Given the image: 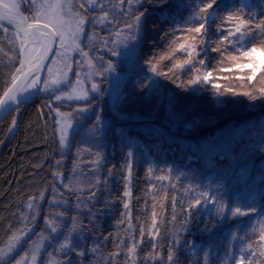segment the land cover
<instances>
[{
  "label": "snow or ice",
  "instance_id": "6c2138e0",
  "mask_svg": "<svg viewBox=\"0 0 264 264\" xmlns=\"http://www.w3.org/2000/svg\"><path fill=\"white\" fill-rule=\"evenodd\" d=\"M145 2L146 0H0V64L8 69L6 77L0 83V113L4 114V118L12 117L9 132L11 133L17 125V116L13 113L18 114L21 106L35 94L45 93L51 101H83L75 106V113H62L58 106L54 107L52 103L47 105L50 112L54 111L56 117L61 118L55 120V123L60 125L57 129L60 158L54 157L50 190L45 186L38 196H29L24 208L19 210L17 223L9 225L11 235L5 246L0 247V264H45V256L57 255L59 259L51 261L50 264H83V258L88 255L82 246L85 239L83 233L87 228L84 221L87 220L94 226L97 218V194L103 191V186L107 183L105 177L100 174L103 170V157L99 148L93 150L90 144L82 141L84 147L77 148V155L79 156L80 151H86L95 157L86 161L90 165L89 168H80L77 172L78 164L74 161L72 176L65 177L61 171V161L65 150L71 147L68 130L75 131L72 121H76L79 126L81 119H88L86 115L81 114H86L94 108L93 101L104 94L101 87L103 80L116 70L114 63L105 59L103 53L119 57L122 55L120 49L123 48L127 50L123 54L128 56L135 54L142 46L145 12L141 8ZM155 2L163 5L167 0ZM254 7L264 8V0H260L258 5H253L248 0H220L219 3L218 0H191L187 4L185 0H180L178 8L188 11L187 18L181 21L180 35L186 37L189 33L194 34L191 37L193 42L178 43L173 17L174 37L170 38L168 54L153 56L144 61L147 72L151 74L144 75L138 83L139 88L146 89L144 96L150 99L152 95H157V103L165 107L169 119H179L182 113L176 111L179 102L174 94L158 93V89L162 87L160 78L170 80L177 88L185 92L190 91L193 95L211 89L217 99L224 97L228 92L244 95L251 101L258 98L257 93L259 98H264V86L258 89L253 86L252 91L242 93L234 92L231 87L221 89L215 80L210 79L212 71L205 69L201 74L199 66L204 65V58L195 59L193 56V53L199 56V51H204L207 45L212 43L209 31L215 26L217 32L223 35L218 37V44L211 50L221 51V45H224L225 52L221 53L222 56L226 55L229 48L234 53L227 56L232 64L226 67L221 63L219 71H230L233 66L239 69L250 68L251 72L246 79L253 81L257 68L261 67L257 53L264 54V18H260L259 12L254 16L245 15L246 12H253ZM165 11L161 10L162 17ZM101 32L106 34L101 35ZM233 37L234 39H230ZM197 40L205 45V49L198 51ZM177 51L186 54L182 62L175 58ZM241 58H246V62H241ZM165 59L172 63L161 64ZM136 63L139 64V58ZM185 65H188L189 74L195 73L186 81L180 77V71L184 70ZM85 66L87 71L82 78L79 69ZM261 81H264V77H261ZM126 98L125 93H117L112 101L113 106L118 109ZM132 118L138 121L147 119L138 115ZM89 123L91 127L84 125L81 130H86L88 136L95 141L98 134L105 131L106 121L98 114L94 115ZM219 155L221 159L224 158L223 153ZM135 156L136 152L129 146L124 163L126 189L132 175ZM107 171L110 173L111 169ZM147 172L152 174L153 169L149 167ZM168 172L171 173V169H168ZM166 178L168 177L164 175L156 177L158 180ZM74 180L78 185L75 188L72 186ZM171 187L175 189L176 184H171ZM66 191L74 193V203L71 198H66ZM184 191L187 200H181L179 215L176 197H172L171 216L173 225L179 222L182 232L188 231L187 224L193 218L194 210L198 213L200 207L208 204L213 205L217 217L222 220H238L240 217L264 213V208L257 209L251 202L231 200L225 204L223 196L218 198L214 193L203 190V185H189ZM45 192H48L47 199ZM123 196L129 197L130 192L125 190ZM122 203L126 210L123 215L129 217V203ZM45 208L47 211L43 216V227L38 228L36 221L40 219V213ZM156 226V213L153 212L152 227ZM155 235H158V229L153 233V238ZM140 236L142 241L143 227L140 229ZM173 236L175 238L169 244L166 260L161 256L159 264H180L178 252H184L186 257L190 253L196 254L194 246L189 245L187 240L181 244L179 232H174ZM230 238L232 241L241 239L242 243L238 254L225 252L224 264H264V226L254 238L255 247L246 235L240 237L238 234H230ZM102 239L107 241L108 236ZM122 243L123 241L117 240V250L110 254L107 264H118L115 258L122 255ZM101 247L99 241L92 245L93 258ZM152 248L155 254L156 245H152ZM127 252L130 257H125L124 264H129V259L131 264H137L140 253L134 238L131 246L127 247ZM197 255L199 258L193 264H210L208 251ZM74 256L81 259L75 261ZM150 261L151 255L145 254L144 264H149Z\"/></svg>",
  "mask_w": 264,
  "mask_h": 264
},
{
  "label": "trees",
  "instance_id": "16d2710c",
  "mask_svg": "<svg viewBox=\"0 0 264 264\" xmlns=\"http://www.w3.org/2000/svg\"><path fill=\"white\" fill-rule=\"evenodd\" d=\"M190 2L191 0H185L186 4ZM179 3L180 0H167L165 4L159 5L155 0H146L141 8L145 17L144 42L135 58H139V64L136 61L133 64V74L128 76L122 90L127 98L116 108L117 111H127L128 118L119 120L114 116L109 124L103 153L106 160L102 159L103 170L100 173L107 183L103 186V191L97 194L99 203L94 226L87 220L84 221L87 228L83 233L85 239L82 244L92 248L99 241L102 247L96 253L98 257L85 256L83 264H92V259L93 264H107L110 254L117 250V240L123 241L120 245L122 255L115 259L118 264H124L125 257H130L127 247L131 246L133 238L140 253L137 264H144L145 254L151 255L149 264H159L155 257L163 256L166 260L169 244L175 238L174 232L180 233L181 244L187 240L189 245L197 244L204 252L219 242L229 243L230 234L235 235L242 227L245 230L240 237L246 235L255 247L254 238L264 226V213L253 215L242 225L241 220L246 217L222 220L217 217L212 204L200 207L198 213L194 210L193 218L187 224V232L180 230L179 222L174 226L171 221L172 197H176L179 215V204L181 200H187L184 189L189 185H203V190L214 193L218 198L223 196L225 204L231 200H240L253 203L257 209L264 208V98H259L257 93L258 98L251 101L244 95L228 92L217 99L211 89L193 95L190 91L177 88L170 80L160 78L162 87L158 89V93L174 94L179 102L176 111L182 113L179 119H169L165 107L157 103V95L146 98V89L138 86L144 75H151L147 72L144 61L153 56L168 54L170 38L174 37L173 17L178 43L193 42L191 37L194 34L189 33L186 37L180 35L181 21L187 18L188 11L178 8ZM259 3L260 0H252L253 5ZM162 9L166 10V19L161 15ZM257 12L261 13L260 18H264V8L258 7L245 15L254 16ZM220 35L223 33H218L213 26L209 31L212 43L206 49L203 43L196 41L198 51L205 49L199 51V56L193 53L195 59L205 60L204 65L199 66L201 74L205 69L212 71L210 78L221 89L231 87L236 93L252 91L253 86L257 89L264 86V81H261V77H264V62L251 82L246 79L250 69L233 66L230 71H219L221 63L226 67L232 64L227 56L234 54L229 48L226 55L222 56L221 53L225 52L224 45H221V51L211 50L218 44ZM174 55L181 62L186 58L182 51H177ZM241 62H246V58H241ZM171 63L167 59L161 61L163 65ZM187 69L188 65H185L184 70L180 71V77L184 81L190 75H195L189 74ZM7 71L0 64V83L6 77ZM217 77L220 79H216ZM219 100L227 102L221 103ZM51 102L48 97L37 95L28 103L12 137L9 132L12 117L8 116L0 124V247L10 237L9 225L17 223L19 210L24 208L27 198L38 196L45 186L50 190L54 157L60 158L54 128L55 118L47 107ZM57 106L64 112L76 108V105ZM137 115L147 119L138 121L132 118ZM81 132L78 131L72 137L71 147L62 158L61 171L65 177L72 176L74 161L87 164L88 159L95 158L86 151H80L79 156L77 155V148L84 147V140L80 138ZM129 146L136 152V156L129 183L130 216L126 217L123 215L126 210L122 201H125L124 163ZM92 149L94 150L93 147ZM220 153H223V159L220 158ZM149 167L153 169L152 174L147 172ZM108 169H111L110 173ZM168 169H171V173ZM161 175L168 178L156 179ZM171 184H176V188L173 189ZM72 186H78L75 180ZM45 198H48V192H45ZM66 198L75 202L73 192L66 191ZM153 212L156 213V228L152 227ZM44 213V210L40 213L38 228L43 227ZM141 227L144 228L142 241ZM157 229L158 235L153 238ZM104 236H108L107 241L102 239ZM152 245H156L155 254ZM238 252L237 249L235 254ZM177 255L180 264H193L190 256L186 257L184 252H178ZM225 260L220 256L217 261L224 264Z\"/></svg>",
  "mask_w": 264,
  "mask_h": 264
},
{
  "label": "rangeland",
  "instance_id": "374dc122",
  "mask_svg": "<svg viewBox=\"0 0 264 264\" xmlns=\"http://www.w3.org/2000/svg\"><path fill=\"white\" fill-rule=\"evenodd\" d=\"M248 2L252 4V0H248ZM25 14H27V13H25ZM105 34L106 33L101 32V35H105ZM120 51H121L122 55L119 56V57L111 56V55H109L107 53H103V55H105V59L111 60L114 63L116 70H115V72H113L110 75H108L106 79H104V83L105 84L104 83L101 84V87L104 89V94L101 97H99L97 100H94V101H96V102H93L94 108L92 110L88 111L86 114H81V116L86 115L88 117V119H81L79 121V126H77V122L76 121H72V123H73V125L75 127V131H73L72 129L68 130L69 131V141L71 142L72 137L77 133V131H80L81 128L84 125H88L89 127H91V124L89 123V121L92 119V117L94 115H98V114L102 115V117L106 121L105 131L103 133L98 134L97 139L95 141H93L91 139V137L88 136V133H87L86 130L85 131L81 130L82 132L80 134V138L82 140H84L86 144H91L92 147L94 148V150L96 148H99L104 161L106 160V155H104L103 153H104L105 145H106L105 142H106L107 136H108L107 135V131H108L109 124L112 122V118L114 116H116L117 119H119V120L128 118L127 117L128 116V114H127L128 112L125 111V110H121V109L119 111H117L116 108L113 106L112 101H113V99H114V97H115V95L117 93L122 92V90L124 88V84L126 83L125 81L128 79V76L130 74H133L132 65H133V63L135 61V57H136V54L138 52V50H137L135 54H130L128 56H125L123 53L125 51H127V50L121 48ZM91 54H93V53H90V55ZM73 55H75V53H73ZM257 59H258V61L261 62V66H262V64L264 62V54L257 53ZM247 69H250V68H247ZM259 69H260V67L257 68V72H258ZM79 70L81 71V77L83 78L85 72L87 71V67L85 66L84 68H80ZM97 79H99V78H97ZM73 81L75 83L74 77H73ZM87 86L88 85H85V87H87ZM38 95H40L41 97H43V96L44 97H48L45 93H38ZM51 103L53 104L54 107H57V105H62V104L66 105V106L79 105V104H82L83 101L62 100V101H52ZM60 111L62 113H67V112L75 113L76 108L72 109L71 111H67V112H64L60 108ZM22 113H23L22 108H20V111H19L18 114L13 113V115L17 116V123L20 121V118H21L20 116L22 115ZM52 115H53V118H55V120L56 119H61L60 117H56V114H55L54 111L52 112ZM59 127H60V125H57L55 123V127L54 128H55V131H56V139L57 140L59 139V132L57 131V129ZM14 132H15V130H12V132L10 133L11 137H12V134ZM68 151H69V149H66L65 153H67ZM77 164H78L77 172H79L80 168H83V167L89 168L90 167V165L88 163L87 164H83L80 161H78ZM129 183H128L127 189L125 188V190H128L130 192L131 190H129L130 189ZM129 198H130V196L129 197H124L125 201H127L128 203L130 202ZM44 211H46V208L44 209ZM204 211H206V208H204ZM245 217H246V219H244L243 221L241 220L242 225L247 220L251 219L253 216H245ZM38 220L36 221V223L38 222ZM244 230L241 227V231L236 232L235 235L238 234L240 236V234H242V232H244ZM35 238H38V237H35ZM7 241L8 240H6V242ZM5 243L1 247H4ZM241 243H242V240L241 239H237L235 241L230 240L229 243L225 242V244H223V241H222V242H219L215 247H213V246L212 247L211 246L208 247L206 251H208L210 253V264H220L217 261V260L220 259V256H222V259L224 258V260H225L226 259L225 252H228L229 254H233V253H235L237 251V249L239 251ZM82 246H83V250H85L88 253L87 256H93L92 252H91V248H88V247L84 246L83 244H82ZM193 246H194L196 254H193V253L189 254V256L191 258V262H195L199 258L197 254L202 255V253H203L202 248H200L199 245L195 244ZM25 251H27V249H25ZM21 255H23V253H21ZM95 256L98 257L96 254H95ZM17 258H19V257H17ZM90 258L92 259V257H90ZM159 258L160 257L158 255V256L155 257V260L157 262H159ZM58 259H59L58 255L57 256H45L44 257L45 264H50L51 261H56ZM73 259L75 261H79L81 258L74 256ZM91 263L93 264V259H92ZM129 264H131V260L130 259H129Z\"/></svg>",
  "mask_w": 264,
  "mask_h": 264
},
{
  "label": "water",
  "instance_id": "95a60500",
  "mask_svg": "<svg viewBox=\"0 0 264 264\" xmlns=\"http://www.w3.org/2000/svg\"><path fill=\"white\" fill-rule=\"evenodd\" d=\"M0 11H2V10L0 9ZM54 47H55V46H54ZM32 98H34V97H33V96L29 97V99H28L25 103L31 101ZM3 119H4V114H3V113H0V124H1V122L3 121Z\"/></svg>",
  "mask_w": 264,
  "mask_h": 264
},
{
  "label": "bare ground",
  "instance_id": "6f19581e",
  "mask_svg": "<svg viewBox=\"0 0 264 264\" xmlns=\"http://www.w3.org/2000/svg\"><path fill=\"white\" fill-rule=\"evenodd\" d=\"M3 2H7V0H3Z\"/></svg>",
  "mask_w": 264,
  "mask_h": 264
}]
</instances>
